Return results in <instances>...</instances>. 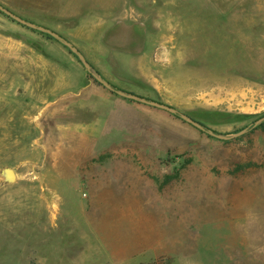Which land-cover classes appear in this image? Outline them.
<instances>
[{"label":"rangeland","instance_id":"1","mask_svg":"<svg viewBox=\"0 0 264 264\" xmlns=\"http://www.w3.org/2000/svg\"><path fill=\"white\" fill-rule=\"evenodd\" d=\"M0 5L231 137L0 12V264H264V0Z\"/></svg>","mask_w":264,"mask_h":264},{"label":"water","instance_id":"2","mask_svg":"<svg viewBox=\"0 0 264 264\" xmlns=\"http://www.w3.org/2000/svg\"><path fill=\"white\" fill-rule=\"evenodd\" d=\"M0 12L4 13L5 15H7L8 17H10L11 19H13L14 21L18 22L19 24H21L23 26H26V27H28L30 29L41 31L43 33H46V34L50 35L51 37L57 39L58 41L62 42L64 46H66L73 54H75L82 61L85 70L90 74V76H92L96 81H98L100 84H102V86L105 89L109 90L112 93H115L119 97L131 100V101H137L139 103H143V104L149 105L151 107L164 109V110L168 111L169 113L180 117L186 123H188V124L198 128L199 130L207 133L211 137H216L218 139H225V140L231 138V137H225V136L217 135V134L213 133L212 131L206 129L202 124L194 121L193 119H191L190 117L186 116L185 114L177 111L176 109H174V108H172L170 106L162 104L159 100L152 101V100H149V99H145V98L139 97V96L134 95V94H127V93L122 92V91H116L111 85H109L108 83H106L103 80H101L97 74L93 73L92 69L90 68L88 62L84 59V57L81 54H79L78 51L69 42H67L65 39L60 37L57 33L53 32V31H51V30H49L47 28L36 26L34 24L28 23L27 21H25V20H23V19H21L19 17H16L14 14H12L10 11L6 10L1 5H0ZM262 123H264V117H262L261 119L256 121L254 123V125H261ZM247 131H248V128L242 130L240 133H238L237 135H235L233 137H238V136L246 133Z\"/></svg>","mask_w":264,"mask_h":264},{"label":"trees","instance_id":"3","mask_svg":"<svg viewBox=\"0 0 264 264\" xmlns=\"http://www.w3.org/2000/svg\"><path fill=\"white\" fill-rule=\"evenodd\" d=\"M135 26H136V25H135ZM135 26H134V27H135ZM75 58H76V57H75ZM88 78H89V80H91L94 84L103 87L102 84H100L98 81H96L92 76H88ZM103 88H104V87H103ZM104 89H105V88H104ZM111 93H112V92H111ZM112 94H114V93H112ZM154 94L156 95L157 93L155 92ZM156 96H157V95H156ZM259 128H260V129H263V128H264V125H261Z\"/></svg>","mask_w":264,"mask_h":264}]
</instances>
